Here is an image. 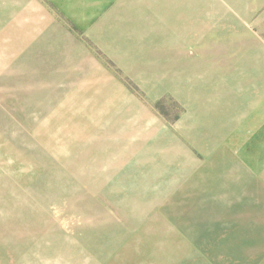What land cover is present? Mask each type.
<instances>
[{
    "label": "rangeland",
    "instance_id": "374dc122",
    "mask_svg": "<svg viewBox=\"0 0 264 264\" xmlns=\"http://www.w3.org/2000/svg\"><path fill=\"white\" fill-rule=\"evenodd\" d=\"M171 3L14 74L0 264H264V5Z\"/></svg>",
    "mask_w": 264,
    "mask_h": 264
},
{
    "label": "crops",
    "instance_id": "0c3cea01",
    "mask_svg": "<svg viewBox=\"0 0 264 264\" xmlns=\"http://www.w3.org/2000/svg\"><path fill=\"white\" fill-rule=\"evenodd\" d=\"M154 1L0 0V112L12 111L11 82L16 72L26 70L21 65L36 64L42 55L52 57L48 50L74 48L75 43L88 47L86 40L91 39L104 41L107 33L122 31L124 17H137L140 7H150L153 16ZM163 1L170 9L172 1L181 6L183 1L199 0ZM245 1L246 12L235 15L250 17L264 5V0ZM233 10H223V15Z\"/></svg>",
    "mask_w": 264,
    "mask_h": 264
}]
</instances>
